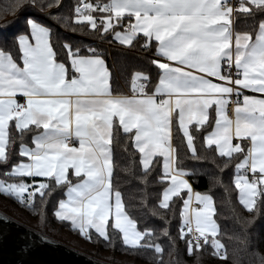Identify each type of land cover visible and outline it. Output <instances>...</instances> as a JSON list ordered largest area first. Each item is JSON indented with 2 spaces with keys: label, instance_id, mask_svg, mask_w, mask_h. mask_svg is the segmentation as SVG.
Listing matches in <instances>:
<instances>
[{
  "label": "snow or ice",
  "instance_id": "1",
  "mask_svg": "<svg viewBox=\"0 0 264 264\" xmlns=\"http://www.w3.org/2000/svg\"><path fill=\"white\" fill-rule=\"evenodd\" d=\"M7 10L25 27L0 43V196L43 219L53 192L65 189L58 221L92 243L114 245L118 237L129 251L149 253L142 258L150 264H183L166 260L179 257L177 241L188 257L197 254L195 264L205 249L222 264H243L241 252L248 264H264L247 236L229 255L211 189L194 191L185 178L194 173L173 145L174 132L182 134L191 157L204 160L196 144L203 133L217 168L213 186L228 191L222 174L234 167L239 205L264 214V0H15ZM241 18L251 21L242 31L235 27ZM54 29L90 30L124 59L149 53L156 82L135 69L131 95L119 94L107 49L61 42ZM119 132L129 156L121 171L132 173L138 155L147 185L162 164V198L157 207L142 204L143 224L114 184ZM177 201L173 236L166 214Z\"/></svg>",
  "mask_w": 264,
  "mask_h": 264
},
{
  "label": "trees",
  "instance_id": "2",
  "mask_svg": "<svg viewBox=\"0 0 264 264\" xmlns=\"http://www.w3.org/2000/svg\"><path fill=\"white\" fill-rule=\"evenodd\" d=\"M14 2L15 0H0V43L5 39L10 43L13 32L23 31L25 27L23 19H19L13 23L14 17L11 11L7 10ZM65 2L66 4L71 5L75 0H65ZM33 15L38 14L33 12ZM6 23L9 25L7 31H5L3 27ZM250 24V20L241 18L239 21L235 22V27L237 30L242 31ZM54 30L57 31L61 42H69L74 46L81 45L86 47L92 45L100 49H107V60L109 65L113 67L114 71V88L119 94H131L129 87L130 74L135 69H143L150 72L153 76V82H156L157 72L151 66L146 64L147 57L150 55L149 53H140L138 56L124 59L119 55V49L115 45L101 43L90 34V30H81L77 33L58 29ZM118 64L123 67H117ZM210 119L214 120V113H212ZM118 134L120 142L113 144V160L115 164L114 184L122 192L126 210L130 211L139 221H141V224H143L145 219V209L142 207V204L146 202L149 207H157L162 198V192L166 183L159 180L162 172V164L158 165L155 171L148 176L147 185H145L142 180L143 170L142 166L138 163V155L136 157L137 163L133 165L132 173L121 171L122 167L129 164V156L128 153L123 151L124 134L122 132H119ZM196 144L200 155L205 158L204 160L193 159L190 152L186 149L185 143L182 142V134L174 132L173 145L180 150V154L183 157V167L189 172L194 173V175L186 177L191 183L194 191H200L202 194H205L211 189V194L214 196L217 208V216L215 218L222 230V240L228 245L229 255H233L234 249L243 247V237L247 236L251 241V247L260 255L264 256V214H258L253 217L239 205L238 190L235 189L233 183L234 167L230 166L222 174L223 182L227 185L228 191H224L221 187L213 186V178L217 176V168L211 163L214 153L205 150L203 147V133L197 134ZM65 192V189L60 188H57L56 191L53 192L48 200L46 215L43 219L39 212L27 210L18 206L12 199L3 196H0V200L6 204L3 206L0 204L4 208V210L0 209V212L49 238L55 239L50 236L53 231L69 230V233H73L80 239L84 240L76 231L71 229L70 224L58 221L54 215L58 206V201L65 196ZM180 210L181 204L177 201L173 208V212H167L166 214V218L170 221V231L173 236H176L178 232ZM173 213H175V215H173ZM241 217L246 218L251 222L247 226H244L240 223ZM148 223L157 228L162 226L159 219L151 217L148 218ZM237 237H240L241 239L237 240ZM85 242L91 243L93 249V251L85 252V254L107 264H113L115 262L102 260L106 258L104 255L106 253L108 254H106L107 257L111 258V260H114L117 255L123 257L121 264H150L149 259L142 258L149 256V253H136L129 251L120 243L118 237L115 238L114 245H109L103 241L92 243L85 240ZM164 246L167 248V243H164ZM176 247L179 249V257H177L176 254H173L171 257H166V260L176 261L179 259L183 264H195L193 257L197 256L196 253L193 254V257H188L184 252V244L179 241H177ZM240 257L243 264H248L247 255L241 252ZM199 264H222V262L212 256L210 251L205 249L201 250L199 253ZM228 264H231V261H229Z\"/></svg>",
  "mask_w": 264,
  "mask_h": 264
},
{
  "label": "water",
  "instance_id": "3",
  "mask_svg": "<svg viewBox=\"0 0 264 264\" xmlns=\"http://www.w3.org/2000/svg\"><path fill=\"white\" fill-rule=\"evenodd\" d=\"M0 264H107L0 212Z\"/></svg>",
  "mask_w": 264,
  "mask_h": 264
},
{
  "label": "rangeland",
  "instance_id": "4",
  "mask_svg": "<svg viewBox=\"0 0 264 264\" xmlns=\"http://www.w3.org/2000/svg\"><path fill=\"white\" fill-rule=\"evenodd\" d=\"M0 204L3 206L6 203L3 202L2 200H0ZM1 205H0V209L4 210V208ZM6 211H7V209H6ZM50 236L55 238L54 240L59 241L60 243L66 245V246H68V247H70V248H72V249H74L76 251H79V252H81L83 254H85V252L93 251L91 243H87V242H85V240L80 239L75 234L69 233V230H66V231H64V230L53 231L50 234ZM106 254H104L106 258L102 259V260L107 261V262H110V261L115 262L113 264H121V261L123 260V257H121V256L119 257V255H117V256H115L114 260H111V258L107 257L108 254L107 255ZM85 255H87V254H85ZM87 256H89V255H87ZM89 257H91V256H89ZM99 259H101V258H99Z\"/></svg>",
  "mask_w": 264,
  "mask_h": 264
},
{
  "label": "crops",
  "instance_id": "5",
  "mask_svg": "<svg viewBox=\"0 0 264 264\" xmlns=\"http://www.w3.org/2000/svg\"><path fill=\"white\" fill-rule=\"evenodd\" d=\"M245 94H248V95H257V96H259L260 94H254V93H249V92H246ZM128 95H131V94H128ZM230 118H234V114H232L231 116H230ZM234 142H235V140H234ZM77 146H78V144H77ZM161 160H162V158H160ZM186 178V177H185ZM191 184V183H190ZM62 199H66V196H64ZM193 207H196V205L195 204H193ZM65 222H67V221H65ZM68 224H70V222H67Z\"/></svg>",
  "mask_w": 264,
  "mask_h": 264
},
{
  "label": "built area",
  "instance_id": "6",
  "mask_svg": "<svg viewBox=\"0 0 264 264\" xmlns=\"http://www.w3.org/2000/svg\"><path fill=\"white\" fill-rule=\"evenodd\" d=\"M232 108H234V105L229 108V116H231L233 114Z\"/></svg>",
  "mask_w": 264,
  "mask_h": 264
}]
</instances>
